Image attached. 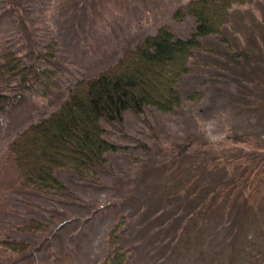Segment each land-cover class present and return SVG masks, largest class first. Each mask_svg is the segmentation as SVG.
Masks as SVG:
<instances>
[{
  "label": "rangeland",
  "instance_id": "374dc122",
  "mask_svg": "<svg viewBox=\"0 0 264 264\" xmlns=\"http://www.w3.org/2000/svg\"><path fill=\"white\" fill-rule=\"evenodd\" d=\"M10 1L0 0V35L8 34V46L16 50L25 44L29 62L36 56L41 38H54L59 47L57 63L52 67L61 75L49 99L25 97L10 108L5 119L0 116V242L16 240L30 246L27 256L22 257L0 245V264H104L108 235L121 215L131 223L125 242L132 256L129 264L202 262L197 250L192 257L184 253V247L174 250L172 244L164 242V248L157 249L167 216H161L164 212L150 193L154 190L156 194V183L161 182L155 168L169 158L174 143L175 149L189 143L217 148L229 137H243L249 149L264 152V115L243 110L240 100L258 87L250 75L252 67L264 73V0L236 6L222 35L202 40L205 50L196 53L191 74L180 84V109L162 114L149 108L141 117L127 113L123 124L105 125L107 140L123 147V152L107 155V168L99 170L98 179L79 181L72 173L59 171L57 177L72 195L55 201L22 188L7 153L12 138L58 108L68 89L79 80L115 64L128 47L154 35L160 26H167L176 37L188 38L196 22L190 16L181 21L173 19L175 10L189 0H38L37 8L44 5L45 9L34 11H30L33 0H27L28 11L21 8L20 0ZM232 53L238 55L237 60ZM7 90L0 86V93ZM194 91L204 93V99L189 101ZM256 142L261 146H255ZM141 144L150 146L155 156L148 157L140 150ZM142 160L150 162L146 172L149 179H140L142 169L135 171V162ZM257 204L258 210L262 209L264 199ZM149 216L153 219L147 220ZM261 217V226L258 220L254 225L262 239L264 211ZM30 220L46 224L47 229L38 234L19 233L17 228ZM187 223L191 228L192 222ZM173 232L174 226L168 234ZM252 251L264 254V243ZM248 255L246 261L250 262L252 254ZM244 256L239 254L237 261L230 262L228 257L214 255L209 264H247ZM257 264H264V259Z\"/></svg>",
  "mask_w": 264,
  "mask_h": 264
},
{
  "label": "trees",
  "instance_id": "16d2710c",
  "mask_svg": "<svg viewBox=\"0 0 264 264\" xmlns=\"http://www.w3.org/2000/svg\"><path fill=\"white\" fill-rule=\"evenodd\" d=\"M255 1L189 0L175 10L173 19L181 21L190 16L195 20L190 37H176L167 26H160L154 35L128 47L115 64L79 80L68 89L58 108L31 123L9 142L7 153L16 166L22 188L55 201L72 195L57 177L59 171L70 172L79 181L98 179L99 170L107 168V155L124 150L107 140L104 126L123 124L127 113L141 117L149 108L162 114H173L180 109L183 103L180 84L191 74L196 53L205 50L202 40L220 37L229 24L232 10ZM33 4L30 10L29 1L19 2L24 11L45 9L44 5L37 8L38 0H33ZM0 37V86L8 88L0 93V116L5 119L10 108L25 97L49 99L61 74L52 67L57 63L59 47L54 38H41L35 48L36 56L29 62L25 44L16 50L9 47L8 34ZM232 54L237 60L238 55ZM261 72L252 67L250 75L254 76L256 89L263 90H252L240 99L241 108L253 111L258 117L264 115V84L261 85L264 73ZM8 82L13 84L7 85ZM204 97L201 91H194L188 100L197 103ZM228 139L217 148L189 143L175 149L174 143L169 158L155 168L161 182L156 183V194L154 190L150 193L159 202L161 213L164 212L161 216H167L163 223L165 233L157 249L164 248V242L168 246L172 244L174 250L184 247V253L192 257L197 250L203 256L199 264H209L214 255L235 262L239 254L240 257L245 254L246 261L249 252L252 256L247 264L264 259L263 253L252 251L262 248L264 243L254 225L258 220L261 226L264 211V205L258 210L257 204L264 199V152H258L256 147L249 149L246 138ZM255 146L261 145L256 142ZM140 148L148 157L155 156L147 144H141ZM149 163L135 162V171L142 169L140 179H149L146 173L151 167ZM131 192L130 189L129 195ZM187 220L192 222L191 228L186 225ZM130 224L121 215L110 230L104 264H129L132 256L125 242ZM172 226L174 232L170 235ZM46 229V224L30 220L17 231L38 234ZM0 245L22 257L27 256L30 247L25 242L8 239Z\"/></svg>",
  "mask_w": 264,
  "mask_h": 264
}]
</instances>
